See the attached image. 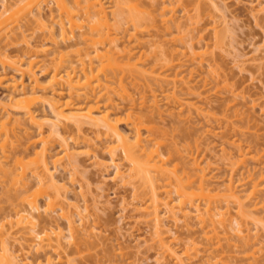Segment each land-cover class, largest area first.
Masks as SVG:
<instances>
[{"label":"bare ground","instance_id":"bare-ground-1","mask_svg":"<svg viewBox=\"0 0 264 264\" xmlns=\"http://www.w3.org/2000/svg\"><path fill=\"white\" fill-rule=\"evenodd\" d=\"M189 6L192 9L189 10ZM179 7L187 14L188 21L193 18L195 21L193 19L191 24L187 22L186 14L185 19L179 17L176 14ZM210 9L224 13L226 2L0 0V188L2 197L10 200L8 203L11 202L12 211L0 214V264H52L53 256H56V260L58 257L61 264H77L75 258H69L65 249L66 245H74L81 252L82 244L89 242V237L86 241L85 233L78 228L75 219V216L81 220L85 217L76 203L68 202V197H65L66 185L54 177L51 165L65 161L66 165L76 168L81 164L78 155L90 154L94 163L103 169L114 165V180L120 178L122 183H126L129 177H138L146 186L149 201L144 203L148 204L142 209L140 206L135 208L152 221L155 228L154 246L159 251L157 255L162 254L163 258L168 259L165 260L166 264H232L234 259L246 261L243 264H260L258 255L264 254L261 240L250 233L247 224L250 220L252 222L254 212H264V161L261 162V173H257L259 176L247 169L249 176L246 178L251 185L248 191L242 193L232 177L222 185H213L214 176H209L208 166L203 165L191 150L183 157L181 166H170L169 157L166 158L162 150L165 134L155 124V118L150 119L151 115H145L143 111L158 112L160 117L163 115L158 107V95L149 81L158 85L160 81L167 85L171 83L176 90L177 82H184L185 76L179 78L184 63L178 62L177 65L174 58L169 59H173L170 63L166 58L167 53L163 56L160 50L161 54L155 56H162L163 59L154 56L153 59L159 62L153 60L158 63L146 67L143 61L147 60L143 59L145 53L138 50L142 49L140 38H135L138 45L134 46L125 41L127 30L140 32L139 26L143 29L145 24L146 29H156L161 25L166 30L173 27L178 31L186 26L181 19L192 26L202 16L209 17ZM197 25L194 29L199 30ZM22 28L32 31L33 35L31 31L29 35L33 36V41L27 38L29 31L25 33L26 30L22 31ZM17 30L22 32L14 34ZM214 35L215 46H222L225 33L215 28ZM36 36L38 39H35ZM43 40H52L54 49L47 50L48 47L37 43ZM70 46L75 47L72 53L64 50ZM186 49L189 50L190 63H197L201 68L204 64L203 53L196 52L192 42ZM175 50L168 53H178L179 50ZM11 53H14V60H8ZM159 63H163L162 66ZM164 64L171 66L165 68ZM157 66L163 68L159 70ZM177 66H182L180 72ZM174 70L178 72L174 74ZM167 72H171V76ZM127 78L131 83L143 86L144 92L150 93L151 106L146 105L144 100L137 103L131 98L125 84ZM45 79L46 82H43ZM140 80L145 83L141 84ZM147 88L149 91H146ZM175 90L172 91L173 96L168 95L169 98L174 97L170 113L176 109L182 113L185 104L176 98ZM122 123L128 131L121 128ZM207 132L211 130L207 129ZM64 133L70 134L73 144L76 142L73 148L78 149L76 145L84 143L86 149L78 151L79 154L72 151L68 143L70 139ZM104 140L107 160L97 147V143H104ZM55 142L63 150L52 155L49 151ZM230 146L231 152H226V156L231 168L246 164L248 156L243 147L234 142ZM121 161L128 164V173L121 170ZM239 184L240 187L242 183ZM41 197L44 198V206L40 202ZM232 207H236L235 212ZM1 209L4 210L3 207ZM56 209L60 212L58 216L67 222L68 234L63 232L55 218L49 219V225L41 231L37 230L36 226L44 215L42 213ZM260 218H254L253 222L257 220L264 224V216ZM165 219H170L174 224L182 221L189 231L194 220L200 226V236L190 237L183 242L179 251L178 247L175 248V239L169 237L170 230L165 228ZM233 233L237 235L230 236ZM25 235L30 238V243L24 245L21 240L24 238L28 241ZM16 241L21 242L19 249L15 250L13 246ZM33 248L36 255L39 254L34 259L36 261H24L19 251L27 255ZM237 252L242 255L239 257Z\"/></svg>","mask_w":264,"mask_h":264},{"label":"rangeland","instance_id":"rangeland-1","mask_svg":"<svg viewBox=\"0 0 264 264\" xmlns=\"http://www.w3.org/2000/svg\"><path fill=\"white\" fill-rule=\"evenodd\" d=\"M224 2H226L227 7L226 12H224L225 15L222 10L210 9L209 17L208 15H206L207 17L202 16L200 19H197L198 25L193 24L190 26L194 18L188 21L187 14L179 7L176 14L179 17L182 16L181 18H184V14H186V21L189 23L191 22L187 24L184 20L185 18L181 19L183 23L185 22L184 25L186 24V26H182V31H177L173 27L166 30L160 27V24L156 29L152 27L146 29L144 26L145 24H143V29L139 26L138 31L141 30L140 32L127 30L125 32V41L129 43V45L134 46L138 45L135 38H140L141 43L139 45H141L142 49L140 50L139 48L138 50L143 54L145 53L143 59L145 58L147 60L143 61H145L146 67H149L151 64V66H153L154 63L157 64L159 62L158 59L162 56L158 55V57L156 55V57L155 54H159L160 50H162V55L165 52L167 53H165L167 56H163H166L168 60L174 58V60H172L175 64L178 65V62L184 63L183 67H180L183 70L182 73L178 66L176 69H180L179 72L181 74L179 73V78L182 76L184 78L185 76L183 81L186 82V84L180 81L177 82L175 86L176 90L171 83L167 85L166 82L162 83L160 81L158 85L155 84L154 81H149L155 93L158 95V107L159 110L163 112V115L160 117L158 116V112L143 111V114L148 116L151 115L149 117L150 119L155 118V124L161 127L162 132L165 134L166 139L163 141L162 150L166 158L169 157V165L173 166L178 164L181 166L183 157L191 150L197 155L198 159L202 161L203 165L208 166L207 170L209 176H214L213 185H222L227 179L232 177L233 180L236 181V187L241 190L242 193L248 188L250 189L251 185L249 181L247 182L248 178H246V176L249 174H247V169H251L252 174L254 173L253 175H255L260 172L263 166L261 162L264 161V0H224ZM188 9H192V6H189ZM191 13L193 14V12ZM210 20L212 22H210ZM194 21L195 19L193 22ZM196 25L197 27L199 26V30L197 28L194 29ZM215 28L222 29V32L225 33L222 46H215L213 38L215 36ZM21 30L25 31L26 29L22 28ZM19 31H14V34H19L17 33ZM30 31L31 30H26L25 33L28 32L27 38H32L31 41H33V36H30L32 31L29 35ZM134 33H138V36L134 35ZM11 36L13 37V34H11ZM11 36H9V38H11ZM37 36L35 39H38ZM180 38H184L183 40L185 43ZM190 42L194 44L196 52L203 53L204 64L201 68L197 66V63L192 64V62L190 63L191 60H188L190 58L188 56L189 50L186 48H188ZM37 43L48 47L47 50L50 49L51 51L54 49L52 40H43L42 43ZM62 45L64 44L62 43ZM1 46L0 43V48ZM74 48L70 46L68 48L66 47L64 50L72 53ZM172 49L173 51L174 49L179 51L178 53L170 55L168 52L171 53ZM239 55L243 56L240 57ZM154 56L158 58L156 59L158 61L157 63L154 62L156 61L153 59ZM239 57L242 62H240L241 60L239 61ZM162 59H160V61H162ZM8 60H14V53H11ZM172 60H169L170 63ZM174 63H172V65ZM162 64L159 63L158 65L162 66ZM168 66L170 68L171 64ZM168 66L164 64L165 68ZM160 68L162 69L163 67ZM190 69L194 71L193 74V71L191 72ZM175 70L173 71L174 74L178 72V70ZM171 72L167 73L170 75ZM189 77H193V79L189 80ZM47 79L43 82H46ZM188 80L190 81L189 83H187ZM140 83L144 84L145 81L140 80ZM125 84L129 88L133 100L137 103L144 100L146 105H152L150 93L144 92L143 90H145V88L143 86L131 83L129 78L125 80ZM174 90L176 91V98L185 104L182 113L176 108H174L176 110L173 113H170L171 104H174V100H172V98H174L172 97V91ZM146 91H149V89L147 88ZM143 95L144 98H142ZM168 95L172 96L169 98ZM199 98H201V100ZM177 99L175 100V104H177ZM126 103L125 101V104ZM197 110H199V113ZM121 128L125 130L128 129L123 123L121 124ZM207 129H210L211 132H207ZM64 134L66 135V133ZM66 136L68 137H66L67 139H70L67 141L69 145L71 144L70 148L72 151L78 153V151L86 149V146H83L84 143L76 145V147L79 146L78 149L73 148L76 142L74 141L73 144V140L69 138L70 134ZM104 141V143L98 142L97 147L99 148V153L102 154V156L104 155L107 160L108 154L104 149L106 140ZM233 142L237 145H241V147H243L242 149H244L247 154L246 156H248L245 162L246 164L241 167L239 165V167H235L234 169L228 164L226 156L227 153L231 152L230 144ZM62 150L63 148L60 147V144L55 142L49 153L55 155L59 154ZM232 150L235 152L234 148H232ZM78 157H81L78 158L81 164L76 168H72L68 164L66 165L65 161H63L65 164H63V162L62 164L60 162L57 163L58 166H56V164L55 166L57 168L55 169V166L51 165L54 177L61 184L63 183L66 185L67 191L65 197H68H66L68 202L76 203L81 210L82 216L85 217L81 220L78 216H75L78 228L85 233V235L83 234L85 240L88 239V237L91 240V242L89 240L86 245L82 244V248L78 246L80 250H82L81 252H78L74 245H66L65 250L69 253V258H75L77 264H166L165 262L168 261V259L166 260V258H163V255L161 254V256L159 253L158 256L157 252L159 251L158 249L156 250L154 246L153 235L155 236V228H153L152 221H149L148 219L150 218L146 217L144 213L142 214L141 210L139 211L135 208L140 206L142 209L147 203L144 202L149 201L147 200V198H149L147 196L149 195L146 194V186L143 182L138 177H129L126 183H122L120 178L114 180V178H112L116 170L114 165L103 169V167L94 163L91 159L93 158L91 154L83 156L78 155ZM104 157L103 159H105ZM119 163L121 170L128 173V164L125 161ZM71 172L74 174L73 176L70 175ZM259 175L257 174V176ZM245 182L247 183L245 184ZM239 183L243 185L241 184L239 187ZM2 194L0 188V214L11 213V202L9 204L8 202L10 200L7 201L4 199L6 197L3 198ZM40 199L42 206H44V198L41 197ZM1 207H3L4 210H2ZM232 208L235 212L236 207ZM42 210L44 211L43 208ZM58 210L59 209H56L57 212L51 211L42 213L44 215H42L43 217L36 226V229L41 231L44 226L49 225V219L55 218L56 222L61 226V229H63V232L68 234L66 228L67 222L65 219L58 216V213H60ZM66 210L68 211L69 209L66 208ZM253 210L255 211V209ZM263 213L264 212H254L253 219L260 218L261 216L263 217ZM167 219L164 221L166 224L165 228L170 230L168 231L170 232V236H168H172L171 239H175V248L178 247V250L181 248V245H183V242L190 237L194 238L200 236V226L195 223L194 220L192 221V229L189 231L188 228L183 225L184 222L181 221L182 223L179 222L174 224L170 219ZM253 219L252 222L250 220L247 226L251 229L250 233L253 235L255 234V236L257 235L255 238L262 241V244L260 241V245H262V250L264 251V224H261L260 221L259 223L256 219V221L253 222ZM244 227L242 226V228ZM84 229L86 231H84ZM88 230H93L94 232H89ZM243 230L246 229L244 228ZM243 233H245V231ZM235 234L230 236L233 237ZM16 236L22 237L21 234H17ZM25 238L27 239L28 237L26 236ZM237 238L239 239V236H237ZM238 239L237 241H239ZM21 241L22 244L24 243L25 245L26 242L30 241V238H28V241H25L24 238ZM19 242H15L13 246L15 250L19 249ZM32 243L34 244V242ZM35 251L36 250L33 248L27 255H24L21 251H19V254L24 261L26 260L27 262L34 263L36 261L34 260L35 257L37 255L39 256V254L36 255ZM113 251L115 253L117 252V255ZM120 251L123 253L125 251V253L120 254ZM232 254L235 255V253ZM237 254L239 257L242 255L238 252ZM263 257V253L258 255L260 264H264ZM58 259L57 257L56 260V256H53L52 264H61ZM234 260L232 264H243L246 262Z\"/></svg>","mask_w":264,"mask_h":264}]
</instances>
